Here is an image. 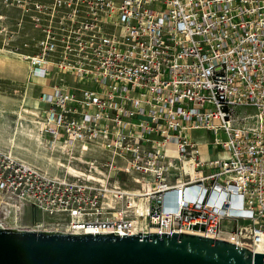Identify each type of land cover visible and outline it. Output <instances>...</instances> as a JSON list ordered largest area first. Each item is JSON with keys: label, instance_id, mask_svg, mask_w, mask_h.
Segmentation results:
<instances>
[{"label": "built area", "instance_id": "built-area-1", "mask_svg": "<svg viewBox=\"0 0 264 264\" xmlns=\"http://www.w3.org/2000/svg\"><path fill=\"white\" fill-rule=\"evenodd\" d=\"M0 52L39 88L17 116L56 159L0 147L11 226L264 250V0H0Z\"/></svg>", "mask_w": 264, "mask_h": 264}, {"label": "water", "instance_id": "water-1", "mask_svg": "<svg viewBox=\"0 0 264 264\" xmlns=\"http://www.w3.org/2000/svg\"><path fill=\"white\" fill-rule=\"evenodd\" d=\"M0 195V264H264V250L188 232L11 226Z\"/></svg>", "mask_w": 264, "mask_h": 264}, {"label": "rangeland", "instance_id": "rangeland-1", "mask_svg": "<svg viewBox=\"0 0 264 264\" xmlns=\"http://www.w3.org/2000/svg\"><path fill=\"white\" fill-rule=\"evenodd\" d=\"M26 76L27 69L24 63L14 55L0 52V147L12 149L17 156L38 167L53 170L55 157L34 135L29 120L25 119L22 122L18 120L21 105L24 103L29 105L31 98L35 97L39 90V88L25 90L23 81ZM214 138L215 135L212 133L209 136V143L212 146ZM23 220L24 224L32 226L37 218L26 208Z\"/></svg>", "mask_w": 264, "mask_h": 264}, {"label": "crops", "instance_id": "crops-1", "mask_svg": "<svg viewBox=\"0 0 264 264\" xmlns=\"http://www.w3.org/2000/svg\"><path fill=\"white\" fill-rule=\"evenodd\" d=\"M22 68H23V66H22ZM31 100H32V98H31ZM32 103H33V101H30L29 104L32 105ZM194 137L197 139V141L199 143L200 151H201V158L204 161L214 160L217 157H219V155L221 153H219V151L217 152L218 149L215 146L210 145L208 137H207V133H205L203 131L196 132L194 134Z\"/></svg>", "mask_w": 264, "mask_h": 264}, {"label": "bare ground", "instance_id": "bare-ground-1", "mask_svg": "<svg viewBox=\"0 0 264 264\" xmlns=\"http://www.w3.org/2000/svg\"><path fill=\"white\" fill-rule=\"evenodd\" d=\"M1 64H3V62H1ZM35 135V134H34ZM40 143V142H39Z\"/></svg>", "mask_w": 264, "mask_h": 264}]
</instances>
